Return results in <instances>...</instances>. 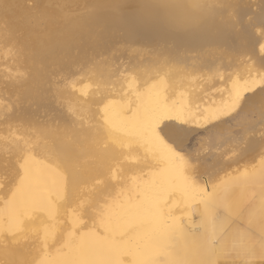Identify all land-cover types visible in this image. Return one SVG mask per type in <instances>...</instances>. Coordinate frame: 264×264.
Wrapping results in <instances>:
<instances>
[{"label": "bare ground", "instance_id": "1", "mask_svg": "<svg viewBox=\"0 0 264 264\" xmlns=\"http://www.w3.org/2000/svg\"><path fill=\"white\" fill-rule=\"evenodd\" d=\"M243 1L80 0L76 8L87 12L62 13L34 36L48 42L57 25L68 35L90 17L121 29L136 42L127 47L136 64L153 71L108 82L65 76L50 90L69 123L0 133V264H264V142L254 138L264 115L253 93L264 69L237 61L249 52L264 67V39L257 44L249 27L240 29L250 10ZM2 36L16 42L0 34V59L9 54ZM4 65L0 78L18 85ZM202 73L218 85L211 102L202 101ZM11 109L0 93V117ZM178 121L176 147L154 129L172 133ZM228 123L244 130L235 140L247 142L245 152L262 154L200 179L182 151L187 127L210 131L208 147L230 138Z\"/></svg>", "mask_w": 264, "mask_h": 264}, {"label": "rangeland", "instance_id": "2", "mask_svg": "<svg viewBox=\"0 0 264 264\" xmlns=\"http://www.w3.org/2000/svg\"><path fill=\"white\" fill-rule=\"evenodd\" d=\"M79 1L0 0V29L2 30L0 34L7 32L9 36L13 35V38H16L15 43L9 44L5 42V36L1 37L3 41L1 47L3 50H8L9 54L1 58L0 62L5 64L2 68L7 67L9 72L20 81L18 85L10 86L0 78V93L10 97L12 101V109L0 117L1 134L22 131L21 128L25 127H28L31 133L35 131L33 125L37 123L44 124L47 128H49L48 125L53 127L69 123L72 117L60 104L62 97L57 99L50 90L52 82L60 83L65 76L71 75L83 80L93 77L99 81L108 82V77L114 81H121L128 75L153 71V67L149 64L145 63L143 68L136 64L135 57L127 50L128 46L136 42L128 39L121 29L117 27L115 29L114 26L109 27L110 25L106 22H96L90 17L79 20L82 26L80 25L78 29L72 27L74 31H69V36L62 35L57 25L55 33L58 34L54 35L52 40L46 42L42 40L43 37L39 39L46 32L49 20L59 17L62 13L71 12L79 15L87 12L84 8H76ZM262 4L263 0H244V8L250 10L240 24V29L249 27L257 44L260 38L264 39V24L258 20L262 12ZM66 6L69 8H62ZM35 35L39 36L36 41ZM153 40H150V45L161 46L159 39H157L158 43ZM243 42L246 43V40ZM14 54L24 56L17 66L7 63ZM260 55L264 57V50ZM252 57L253 54L249 52L243 53L237 59L238 64L247 66L254 63L255 68L264 69ZM222 65L227 64L223 62ZM226 69L228 72L231 71L227 66ZM190 73L186 74L192 75V72ZM206 79V74L198 76V81L204 84L201 94L202 101L211 102L219 96V89L218 85L210 86ZM228 126L225 133H229L230 138L210 141L213 143H210L208 147L204 146V141L212 136L210 131L204 128L187 127L182 151L190 159L200 179L212 181L228 171L254 164L257 157L262 154L258 151L245 152L247 142H236L235 140L241 136L243 140L244 130L236 124L228 123ZM212 128L213 126L208 129ZM254 138L264 142V133L261 136L255 135ZM234 148L239 149L236 156L231 154ZM226 162H231L227 165L228 170L224 167Z\"/></svg>", "mask_w": 264, "mask_h": 264}, {"label": "snow or ice", "instance_id": "3", "mask_svg": "<svg viewBox=\"0 0 264 264\" xmlns=\"http://www.w3.org/2000/svg\"><path fill=\"white\" fill-rule=\"evenodd\" d=\"M197 6H199V5H197ZM262 50H264V49H262ZM262 59H264V57H262ZM257 90H259L261 93L259 106H260L261 114L264 115V77H261V81L258 85V89H253V93H255ZM240 99L243 102V100L245 98L241 97ZM182 127H183V122L178 121L176 130L172 133L165 132L164 127H162L160 125H157L156 128L154 129V131L157 132V135L159 136V138L161 140H163L165 142L170 140L172 142V144H174L176 147H179V144L177 141H178V138L180 136V130Z\"/></svg>", "mask_w": 264, "mask_h": 264}]
</instances>
